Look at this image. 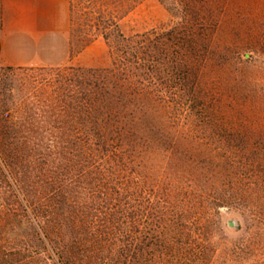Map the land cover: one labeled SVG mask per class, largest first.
<instances>
[{
  "label": "rangeland",
  "instance_id": "rangeland-1",
  "mask_svg": "<svg viewBox=\"0 0 264 264\" xmlns=\"http://www.w3.org/2000/svg\"><path fill=\"white\" fill-rule=\"evenodd\" d=\"M72 9L106 58L0 68V264H264V0Z\"/></svg>",
  "mask_w": 264,
  "mask_h": 264
},
{
  "label": "crops",
  "instance_id": "crops-1",
  "mask_svg": "<svg viewBox=\"0 0 264 264\" xmlns=\"http://www.w3.org/2000/svg\"><path fill=\"white\" fill-rule=\"evenodd\" d=\"M72 0H0V68L86 66L88 52L108 55L100 40L72 51ZM90 66V65H89Z\"/></svg>",
  "mask_w": 264,
  "mask_h": 264
},
{
  "label": "trees",
  "instance_id": "trees-1",
  "mask_svg": "<svg viewBox=\"0 0 264 264\" xmlns=\"http://www.w3.org/2000/svg\"><path fill=\"white\" fill-rule=\"evenodd\" d=\"M89 101V100H88ZM86 107H87V110L89 109V104L87 103L86 105H85ZM23 204H25L24 206H25V208L26 209H28V214H32L31 213V207L29 206V204L25 201V199H23ZM26 209H25V211H26ZM30 209V210H29ZM26 216V215H25Z\"/></svg>",
  "mask_w": 264,
  "mask_h": 264
}]
</instances>
